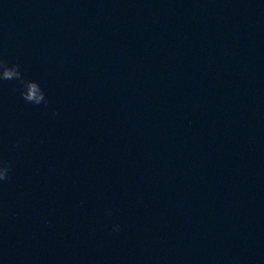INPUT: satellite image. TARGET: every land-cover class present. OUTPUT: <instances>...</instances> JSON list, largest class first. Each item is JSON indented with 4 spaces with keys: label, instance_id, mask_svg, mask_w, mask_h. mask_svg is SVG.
<instances>
[{
    "label": "clouds",
    "instance_id": "9594fccd",
    "mask_svg": "<svg viewBox=\"0 0 264 264\" xmlns=\"http://www.w3.org/2000/svg\"><path fill=\"white\" fill-rule=\"evenodd\" d=\"M0 80L17 81L20 88V95L26 102L34 105H40L43 102L45 107L48 106L45 93L39 83L34 80H26L20 71L19 64H9L7 61L0 59ZM10 171L11 165L7 161L0 160V181L8 180V173ZM119 227V225H114L113 230L119 231Z\"/></svg>",
    "mask_w": 264,
    "mask_h": 264
}]
</instances>
